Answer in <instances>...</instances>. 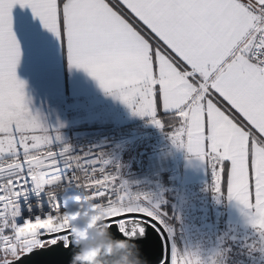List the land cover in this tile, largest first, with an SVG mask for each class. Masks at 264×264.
<instances>
[{
  "label": "snow or ice",
  "instance_id": "snow-or-ice-1",
  "mask_svg": "<svg viewBox=\"0 0 264 264\" xmlns=\"http://www.w3.org/2000/svg\"><path fill=\"white\" fill-rule=\"evenodd\" d=\"M17 7L31 19L14 15ZM33 21L136 114L164 127L157 117L171 112L173 143L206 161L214 191L226 185L264 234V0H0V264H66L71 192L102 204L108 229L113 218L156 216L146 194L107 172L109 161L56 149L59 135L32 113L17 66L21 36L38 40ZM71 168L79 174L61 175ZM42 192L51 212L18 224L21 199ZM115 223L123 240L143 234L127 219ZM170 264L201 261L173 248Z\"/></svg>",
  "mask_w": 264,
  "mask_h": 264
},
{
  "label": "rangeland",
  "instance_id": "rangeland-1",
  "mask_svg": "<svg viewBox=\"0 0 264 264\" xmlns=\"http://www.w3.org/2000/svg\"><path fill=\"white\" fill-rule=\"evenodd\" d=\"M25 84V94L29 102V108L34 115H38L43 125L52 131L53 139L59 135L60 140L55 141L54 147L62 149L68 146L70 151L67 155L73 156L71 150V142L77 138L86 136L94 131L101 130H75L77 128L70 127L74 116V104L71 101L65 102L63 94H51L41 97L38 91L29 87L31 79L18 77ZM38 80H34L36 82ZM29 87V88H28ZM62 92V91H60ZM103 97V96H102ZM102 97L92 98L89 103L91 108L95 110H77L76 113L82 115L88 114L91 118H98V121L104 125L109 121L138 119L140 115L135 110L129 108L125 103L121 102L118 110L115 106L120 100L114 96L111 100L105 101ZM105 98V97H104ZM52 100H57L53 103ZM42 101V102H41ZM83 107H86L83 105ZM113 107V110H110ZM104 108V110H102ZM105 108L107 111H105ZM122 111H119L121 110ZM104 116L101 117L102 112ZM66 115V119H65ZM150 118V116H144ZM154 123H150L141 128H133L132 134L120 126L110 127L113 133L112 157L107 159L109 163L104 167L109 170L114 169L111 174H118L119 184H127V190L132 194L143 193L148 196L150 207L156 211L155 218L164 229L169 241V264L171 262V254L173 248L181 254H189L198 256L201 264H212L215 260L217 264H227V258L224 256L223 246L226 242V236L221 230L222 214L219 212V196L214 191V182L211 175L210 166L208 164L207 184L205 188H194L195 186H181V171L183 165V147L174 144L171 137L166 136L157 138L155 135L148 133L154 130ZM91 128V127H87ZM108 130V129H106ZM140 130V131H139ZM104 131V130H103ZM115 131L116 137H115ZM155 136V137H154ZM147 153V157L143 161V154ZM74 157V156H73ZM151 162L153 171L149 175L142 172V164ZM136 170H138L136 172ZM68 172L62 170L61 175L65 176ZM163 174L168 175L170 190L174 191L177 196L176 204V223L170 225L164 221V213L161 208L165 203L164 186L161 181ZM128 178H131L128 180ZM22 213L21 218H24ZM249 232V231H248ZM250 233V232H249ZM252 233V232H251ZM254 236V233L251 234ZM264 243V238H261ZM242 252L244 253V261L241 264H264V254L257 256V253L249 252L246 247L251 250V243L243 244ZM252 256V257H251Z\"/></svg>",
  "mask_w": 264,
  "mask_h": 264
},
{
  "label": "crops",
  "instance_id": "crops-1",
  "mask_svg": "<svg viewBox=\"0 0 264 264\" xmlns=\"http://www.w3.org/2000/svg\"><path fill=\"white\" fill-rule=\"evenodd\" d=\"M23 13L31 19V12L28 9L21 10L19 7L13 10L14 15ZM34 32L38 36V40L32 41L21 36L22 56L17 66V77L31 79L29 87L38 91V95L41 97L51 94H63L65 102L71 101L77 110H95L91 108L89 102L92 98L102 97L105 101V107L107 106L106 101H109L114 95L107 94L104 90L99 87L96 80L90 77L83 69L71 66L68 58L64 54L58 38L50 31L44 30L39 26L38 21H33ZM34 80H38L33 82ZM28 87V88H29ZM62 91V92H60ZM105 97V98H104ZM42 102V101H41ZM53 103L57 100H52ZM118 100L115 109L118 110V106L121 103ZM85 105L86 107H83ZM74 108V116L70 118L71 122L68 124L70 127L77 128L75 130L89 129L93 130H106L116 125L120 126L126 133L132 134L133 128H141L145 125L152 123V117H138V119H129L117 121H109L108 124L104 125L98 121V118H91L88 114L82 115L76 113ZM104 110V108L102 109ZM113 110V107L108 110ZM105 111L106 108H105ZM105 111L102 112L101 117L104 116ZM119 111H122L119 110ZM161 115L171 116L170 119H174L171 112H162ZM158 118V117H157ZM66 119V115H65ZM159 119V118H158ZM170 124H173L170 122ZM91 127V128H87ZM154 130L148 133L155 135L157 138L160 137V133H169L171 137V127L162 131V128L154 125ZM140 131V130H139ZM154 136V137H155ZM183 154V165L181 173V186H198L207 181L208 163L200 160L195 154L190 153L185 147L181 151ZM145 163L142 164V172ZM138 170H136L137 172ZM131 178H128L130 180ZM225 217L229 225L242 229L257 230L250 222L249 214L247 210L243 209L235 199H230L226 188V206H225Z\"/></svg>",
  "mask_w": 264,
  "mask_h": 264
},
{
  "label": "water",
  "instance_id": "water-1",
  "mask_svg": "<svg viewBox=\"0 0 264 264\" xmlns=\"http://www.w3.org/2000/svg\"><path fill=\"white\" fill-rule=\"evenodd\" d=\"M127 219L129 227L143 228L135 237L123 240L125 237L118 230L116 220ZM134 222V223H133ZM108 229L103 222L88 225L85 228L100 225L95 231V237L88 233L73 237V248L64 252L66 264H89L90 257L84 253L92 252L95 264H169V241L162 226L149 216L131 214L127 218H113ZM79 257V258H78Z\"/></svg>",
  "mask_w": 264,
  "mask_h": 264
},
{
  "label": "built area",
  "instance_id": "built-area-1",
  "mask_svg": "<svg viewBox=\"0 0 264 264\" xmlns=\"http://www.w3.org/2000/svg\"><path fill=\"white\" fill-rule=\"evenodd\" d=\"M115 131V137H116ZM113 133L110 130L94 131L86 136L77 138L71 142V150L73 156H80L84 159L98 158L101 160H107L112 157V139ZM151 162H146L144 165V175L152 173ZM105 166V165H104ZM107 170V169H106ZM114 169L107 170L108 173H112ZM68 177L73 174H79V170L75 168L66 169ZM115 171V170H114ZM118 175V174H117ZM135 200V196L132 197ZM65 210L64 218L66 226L71 229V237L85 233L86 230L90 231V237H95V231L100 226H94L85 228L88 225L99 224L103 222L107 213L105 212L102 204L93 203L92 199L86 192L76 191L65 195ZM144 202V201H142ZM22 213L25 214L24 218H18L17 223L23 224L26 218H32L35 216H41L42 218L51 212V207L48 203L46 193H40L37 196L34 193H29L27 198V205H31V212H29L25 200L22 198L21 201Z\"/></svg>",
  "mask_w": 264,
  "mask_h": 264
},
{
  "label": "trees",
  "instance_id": "trees-1",
  "mask_svg": "<svg viewBox=\"0 0 264 264\" xmlns=\"http://www.w3.org/2000/svg\"><path fill=\"white\" fill-rule=\"evenodd\" d=\"M171 116L168 115H159L158 118L162 120V123L164 124V127L162 128V131L168 130L170 122L174 123V119H170ZM160 137H166L169 136V133L166 132L164 134L160 133ZM147 153L149 151L145 152L143 154V161L147 157ZM142 166V165H141ZM168 175L163 174L161 177V181L163 182L164 186V198L165 203L161 208L162 213H164V221L170 225H175L176 221V204H177V196L174 191L170 190L169 182H168ZM207 184L198 185L194 188H205ZM226 185H223L221 188L220 193H218L219 196V212L222 214V222H221V230L224 232L226 236V242H224L223 246V252L225 258H227V264H241L243 261L247 263V261L244 260V253L242 252L243 248L241 243L247 244L251 243L253 245V248L250 250L249 247H246V249L249 252L256 251L257 256H260L264 254V243L261 238H264V234L258 232L257 230H249V229H242L238 227H233L229 225L226 221L225 217V206H226ZM250 233H249V232ZM254 233V236H251L252 233ZM252 257V256H251Z\"/></svg>",
  "mask_w": 264,
  "mask_h": 264
},
{
  "label": "clouds",
  "instance_id": "clouds-1",
  "mask_svg": "<svg viewBox=\"0 0 264 264\" xmlns=\"http://www.w3.org/2000/svg\"><path fill=\"white\" fill-rule=\"evenodd\" d=\"M80 235L83 236V233H81ZM93 251H95V252H97V254H99V250H98V249H96V250L89 249V250H87V251L84 253L85 256L90 257V259H89V264H95L94 259L91 258V257H92V252H93ZM78 258H79V257H78ZM139 264H141L140 259H139Z\"/></svg>",
  "mask_w": 264,
  "mask_h": 264
},
{
  "label": "bare ground",
  "instance_id": "bare-ground-1",
  "mask_svg": "<svg viewBox=\"0 0 264 264\" xmlns=\"http://www.w3.org/2000/svg\"><path fill=\"white\" fill-rule=\"evenodd\" d=\"M85 233H88L90 235V231L89 230H86Z\"/></svg>",
  "mask_w": 264,
  "mask_h": 264
}]
</instances>
